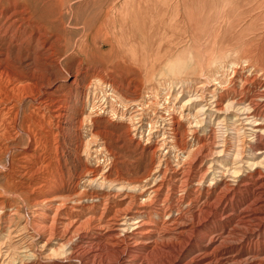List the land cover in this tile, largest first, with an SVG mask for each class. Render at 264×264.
Returning <instances> with one entry per match:
<instances>
[{
  "label": "rangeland",
  "instance_id": "1",
  "mask_svg": "<svg viewBox=\"0 0 264 264\" xmlns=\"http://www.w3.org/2000/svg\"><path fill=\"white\" fill-rule=\"evenodd\" d=\"M11 1L12 0H0V65L7 64L13 67L12 69L22 78L25 76L27 80L22 79L19 82L20 84H26L31 81V83H33L38 80L42 91L40 96L37 95L38 89L29 88L26 89V91L24 90L25 92L18 98L16 101L17 106H15L13 110V113L16 111L19 112L18 117L20 118H18V126H23L24 128L27 126H29V128L31 127L30 129L34 132V139L36 142H27L25 136L19 138L13 137V142L9 141L8 144L10 145V149L7 152L0 153V166L4 165L0 167V203L2 202L0 204V218H3L2 220L0 219V237L3 235L0 238V256L3 257V259L0 257V263L72 264L69 253H67L66 258L64 257L65 253L60 254V257L57 255L48 259V257L45 256L48 252L37 249L42 244L43 239H39V236L32 230L33 224L31 220L37 213L35 212L34 195L38 191L40 192L39 187L42 188L41 186L45 185L47 182L49 186L52 185L49 191L46 190V188H44L45 190L43 189V191H47L44 195L47 199L52 197L54 201L59 200L60 196L71 195L69 197L70 200L65 202V205L61 206V208H63L61 211L66 217H70L69 219L82 220L91 215L98 216L100 207L99 209H93V203L96 204L98 200L95 198L92 199L91 197V193L98 188L96 184L85 181L89 176L88 172L92 175L96 174L97 178L99 176H105L109 180H125L126 182L131 180L141 181L143 178L147 177L148 172L153 169L159 160L165 159V157H163L164 154L167 155L166 148L163 151H159L156 148L161 143L158 139L163 136V132L167 140L170 139L169 137L171 134L170 131H168V124L170 122L171 124L173 122V129L180 146H187L189 149L192 137L190 133L191 130L195 131L196 137L199 138L201 142L206 141L205 143L207 144L212 142L211 144L214 146L209 144L213 147L214 151L212 156L205 159L201 166L203 171H208L207 178L201 186H212L214 183L220 182V180L228 183V185L237 184L241 179L245 180V183H247L245 189L235 192L234 195L236 197L234 196L232 199V205L227 207V214L229 213L228 215L232 219L230 227L238 220V216L242 213L245 206L246 209L251 207L254 200L253 192H256L257 186H251V183H249L251 182L249 180V174L258 170L261 172L263 175L262 178L264 179V164L260 163L262 162L260 154L264 151V134L263 138L260 139V144L256 136V133H258L257 127L264 125V108L260 107L258 114L256 113L254 117H251L248 115V111L245 110V107L249 101L253 99V101L257 100L256 102L258 103H264V98L257 97L264 94V0H147L148 3L146 0H82L84 1L83 3L81 0ZM86 3H88L87 6ZM219 3L223 5V8H221L222 6ZM205 14L208 16L206 17ZM68 24L70 27L67 26ZM192 28L194 29L192 30ZM37 29H39V31ZM194 35L197 36L194 37ZM50 46L51 48H49ZM46 56L47 58L45 60L44 57ZM247 69L250 70L248 71ZM75 70L79 74H76ZM203 74L208 76L212 81L207 82ZM250 76L253 77L254 80H252ZM249 78L251 82H249ZM95 79H101L102 81L104 80L103 82L110 84L114 88L116 96L124 99L122 100L123 102L131 99L126 103L135 104V106L131 105L124 110L121 103L110 101L108 98L105 99L102 93L95 91V103L97 106L102 105L101 107H104L105 111H98L97 107L95 108L97 110L96 113L98 112L101 114L93 117V119H95L91 129L92 132L96 131L101 133V135L96 138L99 142H97L98 147H102L103 144V147L108 146V153L104 152L106 159L103 157L96 159L91 150L87 152L83 149V141L85 142L89 136L85 129L86 125L80 121L81 117L88 112L87 106L84 105L86 93L90 91V96L92 97L93 92L91 91L92 89H89V85ZM254 81L256 82L255 84L253 83ZM122 82L124 83L123 85ZM217 82H220L222 86L217 85ZM41 84L44 85L42 86ZM202 84L203 87L201 88L200 86H202ZM221 87L223 88L222 90ZM247 89L249 90L247 91ZM241 91L242 93L240 94ZM232 101L235 102L230 106L231 108H226L228 110L224 109V112L221 110L218 112V110H216L218 107L214 106L215 102H220L225 106L228 102ZM101 102L102 104H100ZM198 109L200 111H198ZM196 112L201 114H196ZM135 113H139L137 118H141L140 124L143 125L137 131L132 129L135 126H130L136 122V120H133ZM20 114L21 116H19ZM164 114H167V116ZM249 119H251V121ZM221 121L223 123H221ZM55 123L58 124L56 125ZM79 123L82 124L80 125ZM149 124L152 125V133L148 137L147 131ZM139 125L137 124L136 127H139ZM52 134L55 136L53 137ZM215 138H217V140ZM42 148L45 149L43 150ZM251 148L252 150L253 148L262 150H258L256 154ZM235 149H237V151ZM237 153L242 154V156L240 154L238 155L239 157L235 156ZM214 154L216 155L214 156ZM21 156L26 157L25 160L23 159L20 161L19 157L21 158ZM102 158L103 161L101 160ZM42 161L44 163L48 162L46 163L47 165L42 163ZM252 162L254 165L250 167L249 163ZM176 163L177 162L173 163V165H176ZM23 165L27 167L25 170L22 169V171L20 166ZM10 167H14L16 173L14 172L15 174L13 177L15 178V183L18 184L10 187L9 190H5L3 188L5 184V174L11 170ZM31 169L34 170L31 171ZM86 170L88 172H86ZM233 170H237L239 173L234 174ZM107 173L108 176L106 175ZM85 174L87 176H85ZM212 174L215 175V177ZM232 175L236 176L233 177ZM59 176L64 178L62 179ZM152 176V178L146 179V181H143L141 184L143 185L144 192L156 184L158 175ZM216 178L217 180H215ZM102 189L108 191L107 187H102ZM74 194L76 197L72 196ZM14 196H16V198ZM205 196L206 193L204 192L203 201ZM214 197L218 200L215 201L216 199ZM218 197H221V193L218 192V190L209 193L207 198L208 203L210 205L218 203ZM118 199L117 197L114 200ZM56 202L57 204L55 203V205L60 206L58 205V201ZM223 204L224 201L222 202L221 200L220 208ZM18 213L19 215H17ZM25 214L28 216L26 215L25 217ZM154 217L155 216H151L149 220L143 219L152 223L151 225H156L157 220ZM133 223H135V221L127 223L119 222L121 225L120 229L125 230V232H130L135 228ZM127 227L131 228L128 230ZM216 228L213 230H216ZM30 231H32V233ZM261 238L264 239V234L262 233L258 235V240L262 241ZM23 240H25V242ZM53 242L52 246L57 247V241L54 240ZM259 248H261V245ZM65 260L68 261L66 262Z\"/></svg>",
  "mask_w": 264,
  "mask_h": 264
},
{
  "label": "bare ground",
  "instance_id": "2",
  "mask_svg": "<svg viewBox=\"0 0 264 264\" xmlns=\"http://www.w3.org/2000/svg\"><path fill=\"white\" fill-rule=\"evenodd\" d=\"M13 1V0H12ZM11 1V2H12ZM18 1V0H17ZM76 1V0H75ZM80 1V0H79ZM82 1V0H81ZM87 1V0H86ZM147 1V0H146ZM197 1V0H196ZM200 1V0H199ZM216 1V0H215ZM225 1V0H224ZM10 2V3H11ZM78 2V1H77ZM84 1H82L83 3ZM89 2V1H88ZM170 2V1H169ZM176 2V1H175ZM72 3V2H71ZM75 3V2H74ZM81 3V2H80ZM148 3V1H147ZM214 3V2H213ZM216 3V2H215ZM227 3V2H226ZM15 4V3H14ZM34 4V3H33ZM68 4V3H67ZM70 4V3H69ZM68 4V5H69ZM76 4V3H75ZM88 3H86L87 6ZM124 4V2H123ZM145 4V3H144ZM192 4V3H191ZM190 4V5H191ZM211 4V3H210ZM220 4V3H219ZM11 5V4H10ZM19 5V4H18ZM71 5V4H70ZM203 5V4H202ZM214 5V4H213ZM217 5V4H216ZM221 5V4H220ZM119 6V5H118ZM170 6V5H169ZM222 6V7H221ZM220 7L223 8V5ZM227 6V5H226ZM16 7V6H15ZM68 7V6H67ZM79 7V6H78ZM123 7V6H122ZM216 7V6H215ZM241 7V6H240ZM65 8V7H64ZM70 8V7H69ZM82 8V7H81ZM194 8V7H193ZM206 8V7H205ZM209 8V7H207ZM62 9V8H61ZM67 9V8H66ZM214 9V7H213ZM219 9V8H218ZM230 9V8H229ZM7 10V9H6ZM27 10V9H26ZM204 10V9H203ZM207 10V9H206ZM222 10V9H221ZM13 11V10H12ZM18 11V10H17ZM22 11V10H21ZM73 11V10H72ZM195 11V10H194ZM5 12V11H4ZM70 12V11H69ZM185 12V11H184ZM216 12V11H215ZM214 12V13H215ZM220 12V10H219ZM56 13V12H55ZM210 13V10H209ZM69 14V13H68ZM174 14V13H173ZM218 14V12H217ZM223 14V13H222ZM5 15V13H4ZM7 15V14H6ZM9 15V14H8ZM21 15V14H20ZM28 15V14H27ZM198 15V14H197ZM248 15V14H247ZM29 16V15H28ZM128 16V15H127ZM147 16V15H146ZM196 16V15H195ZM206 16V14H205ZM208 16V15H207ZM206 16V17H207ZM216 16V15H215ZM220 16V15H219ZM261 16V15H260ZM7 17V16H6ZM14 17V16H13ZM25 17V16H24ZM218 17V15H217ZM221 17V16H220ZM15 18V17H14ZM17 18V17H16ZM72 18V17H71ZM173 18V17H172ZM201 18V17H200ZM25 19V18H24ZM218 19V18H217ZM26 20V19H25ZM174 20V19H173ZM219 20V19H218ZM76 21V20H75ZM208 21V20H207ZM13 22V21H12ZM21 22V21H20ZM71 22V21H70ZM108 22V21H107ZM199 22V21H198ZM232 22V21H231ZM119 23V22H118ZM150 23V22H149ZM217 23V22H216ZM257 23V22H256ZM2 24V23H1ZM6 24V23H5ZM15 24V23H14ZM41 24V23H40ZM104 24V23H103ZM199 24V23H198ZM19 25V24H18ZM131 25V24H130ZM151 25V24H150ZM204 25V24H203ZM207 25V24H206ZM233 25V23H232ZM7 26V25H6ZM30 26V25H29ZM42 26V25H41ZM68 27L69 24L67 25ZM75 26V25H74ZM81 26V25H80ZM79 26V27H80ZM162 26V25H161ZM215 26V25H214ZM213 26V27H214ZM15 27V26H14ZM19 27V26H18ZM73 27V26H72ZM77 27V28H79ZM157 27V26H156ZM191 27V26H190ZM211 27V25H210ZM227 27V26H226ZM12 28V27H11ZM16 28V27H15ZM22 28V27H21ZM44 28V27H43ZM74 28V27H73ZM86 28V27H85ZM202 28V27H201ZM3 29V28H2ZM7 29V28H6ZM109 29V28H108ZM191 29V28H190ZM194 28H192L193 30ZM4 30V29H3ZM32 30V29H31ZM39 31V29H37ZM77 30V29H76ZM99 30V29H98ZM101 30V29H100ZM204 30V29H203ZM20 31V30H19ZM18 31V32H19ZM6 32V31H5ZM14 32V31H13ZM29 32V31H28ZM68 32V31H67ZM85 32V31H84ZM100 32V31H99ZM192 32V31H191ZM4 33V32H3ZM122 33V32H121ZM1 34V33H0ZM39 34V33H38ZM97 34V33H96ZM126 34V33H125ZM197 34V31H196ZM50 35V34H49ZM55 35V34H54ZM90 35V34H89ZM129 35V34H128ZM15 36V35H14ZM39 36V35H37ZM197 35H194V37ZM82 37V36H81ZM246 37V36H245ZM14 38V37H13ZM37 38V37H36ZM33 39V37H32ZM127 39V38H126ZM129 39V38H128ZM132 39V38H131ZM195 39V38H194ZM36 40V39H35ZM108 40V39H107ZM110 40V39H109ZM198 40V39H197ZM207 40V39H205ZM19 41V40H18ZM40 41V40H39ZM44 41V40H43ZM75 41V40H72ZM128 41V40H127ZM20 42V41H19ZM27 42V40H26ZM90 42V41H89ZM129 42V41H128ZM196 42V40H195ZM16 43V42H15ZM17 44V43H16ZM21 44V43H20ZM41 44V43H40ZM50 44V43H49ZM55 44V43H54ZM180 44V43H179ZM33 45V44H32ZM100 45V44H99ZM203 45V44H202ZM156 46V45H155ZM25 47V46H23ZM30 47V46H29ZM32 47V46H31ZM197 47V46H196ZM51 48V46L49 47ZM133 48V47H132ZM249 48V47H248ZM26 49V48H25ZM110 49V48H109ZM123 49V48H122ZM129 49V48H127ZM144 49V47H143ZM247 49V48H246ZM105 50V49H104ZM153 50V49H152ZM204 50V49H203ZM260 50V49H259ZM3 52V51H2ZM154 52V51H153ZM28 53V52H27ZM31 53V52H30ZM51 53V52H50ZM78 53V52H77ZM134 53V52H133ZM44 54V53H43ZM47 54V53H46ZM257 54V53H256ZM68 55V54H67ZM84 55V54H83ZM50 56V55H49ZM56 56V55H55ZM78 56V55H77ZM133 56V55H132ZM258 56V55H257ZM2 57V56H1ZM20 57V55H19ZM65 57V56H64ZM67 57V56H66ZM83 57V56H82ZM102 57V56H101ZM43 58V57H42ZM45 60L47 58L44 57ZM115 58V57H114ZM154 58V57H153ZM264 58V57H263ZM15 59V58H14ZM74 59V58H73ZM72 59V60H73ZM79 59V58H78ZM9 60V58H8ZM77 60V59H76ZM18 61V60H16ZM53 61V60H52ZM55 61V60H54ZM61 61V60H60ZM78 61V60H77ZM6 62V61H5ZM31 62V61H30ZM49 62V61H48ZM202 62V61H201ZM10 63V62H8ZM52 63V62H51ZM50 63V64H51ZM260 63V62H259ZM79 64V63H78ZM83 64V63H82ZM263 64V63H262ZM13 65V64H12ZM205 65V63H204ZM230 65V64H229ZM261 65V64H259ZM22 66V65H21ZM70 66V65H68ZM76 66V65H75ZM115 66V65H114ZM29 67V66H28ZM56 67V66H55ZM71 67V66H70ZM228 67V66H227ZM244 67V66H243ZM13 67L4 64L0 65V153L7 152L10 149L9 141L16 137L25 136L27 142H36L34 139V132L32 129L23 126H18V114L13 113L16 101L22 95L26 89L33 88L38 89V94L41 93V86L37 81L25 82L26 84H20L23 78L16 73ZM59 68V67H58ZM57 68V69H58ZM77 68V67H76ZM88 68V67H87ZM93 68V67H92ZM230 68V67H229ZM74 69V68H72ZM98 69V67H97ZM116 69V68H115ZM18 70V69H17ZM64 70V69H62ZM67 70V69H66ZM80 70V69H79ZM87 70V69H86ZM123 70V69H122ZM221 70V69H220ZM248 70V69H247ZM250 70V69H249ZM248 70V71H249ZM31 71V70H30ZM76 71V70H75ZM96 71V70H95ZM242 71V70H241ZM46 72V71H45ZM64 72V71H63ZM79 72V71H78ZM82 72V71H81ZM97 72V71H96ZM225 72V71H224ZM263 72V71H262ZM50 73V72H49ZM62 73V72H61ZM65 73V72H64ZM90 73V72H89ZM146 73V71H145ZM178 73V72H177ZM220 73V72H219ZM227 73V72H226ZM238 73V72H237ZM252 73V72H251ZM67 74V72H66ZM69 74V73H68ZM76 74L77 73L76 71ZM28 75V74H27ZM86 75V74H85ZM100 75V74H99ZM228 75V74H227ZM254 75V74H253ZM31 76V74H30ZM33 76V75H32ZM37 76V75H36ZM40 76V75H39ZM96 76V75H95ZM145 76V75H144ZM202 76V75H201ZM207 82L212 81L208 76L203 74ZM218 76V75H217ZM239 76V75H238ZM41 77V76H40ZM220 77V76H219ZM218 77V78H219ZM251 77V76H250ZM257 77V76H256ZM63 78V77H62ZM86 78V77H85ZM126 78V77H125ZM230 78V77H229ZM264 78V77H263ZM68 79V78H67ZM79 79V78H78ZM89 79V78H88ZM127 79V78H126ZM131 79V78H130ZM250 79V78H249ZM254 80L253 77H251ZM251 79L249 82H251ZM60 80V79H59ZM65 80V79H64ZM117 80V79H116ZM128 80V79H127ZM40 81V80H39ZM53 81V80H52ZM62 81V80H60ZM74 81V80H73ZM83 81V80H82ZM104 81V80H103ZM101 79H95L90 85L89 89H92V97L90 91L86 93L85 104L88 112L81 117V121L85 126L88 134L87 140L83 141L84 151L91 150L94 154V158L100 159L105 157V153H108L107 147H98L97 137L101 135L99 132H92V125L94 123L93 117L100 115L96 111L104 110V107L97 106L95 103L96 92L99 91L103 94L104 98H108L110 101L119 102L124 107V110L128 107L135 106V104L123 102V98L116 96L114 88ZM216 81V79H215ZM235 81V80H234ZM247 81V80H246ZM259 81V80H258ZM264 81V80H263ZM55 82V81H54ZM78 82V81H77ZM113 82V81H112ZM128 82V81H127ZM192 82V81H191ZM228 82V81H227ZM226 82V83H227ZM231 82V81H230ZM44 83V82H43ZM56 83V82H55ZM256 83L255 81L253 82ZM258 83V82H257ZM81 84V83H80ZM124 83L122 82V85ZM228 84V83H227ZM242 84V83H241ZM246 84V83H245ZM249 84V83H248ZM259 84V83H258ZM42 85V84H41ZM44 85V84H43ZM42 85V86H43ZM79 85V84H78ZM86 85V84H84ZM116 85V84H115ZM177 85V84H176ZM187 85V84H186ZM195 85V84H194ZM215 85V84H214ZM217 85H221L217 82ZM237 85V84H236ZM264 85V84H263ZM49 86V85H48ZM57 86V85H56ZM131 86V85H130ZM136 86V85H135ZM174 86V85H173ZM179 86V85H178ZM177 86V87H178ZM222 86V85H221ZM226 86V85H225ZM261 86V85H259ZM72 87V86H71ZM75 87V86H74ZM86 87V86H85ZM84 87V88H85ZM176 87V88H177ZM199 87V86H198ZM197 87V88H198ZM201 88L203 87L200 86ZM220 87V86H219ZM224 87V86H223ZM230 87V86H229ZM264 87V86H263ZM59 88V87H58ZM88 88V87H87ZM117 88V87H116ZM133 88V87H132ZM227 88V86H226ZM258 88V87H257ZM119 89V88H118ZM135 89V88H133ZM190 89V88H189ZM204 89V88H203ZM220 89V88H219ZM223 88L221 87V90ZM231 89V87H230ZM236 89V88H235ZM263 89V88H262ZM25 90V91H24ZM67 90V89H66ZM120 90V89H119ZM176 90V89H175ZM195 90V89H194ZM200 90V89H199ZM227 90V89H226ZM243 90V89H242ZM249 89H247L248 91ZM130 91V90H129ZM216 91V90H215ZM224 91V90H223ZM234 92V90L232 89ZM124 92V91H123ZM133 92V91H132ZM149 92V91H148ZM182 92V91H181ZM201 92V91H200ZM258 92V91H257ZM264 92V91H263ZM44 93V92H43ZM68 93V92H67ZM137 93V92H136ZM145 93V92H144ZM164 93V92H162ZM190 93V92H189ZM236 93V92H235ZM242 91L240 92V94ZM77 94V93H76ZM121 94V92H120ZM142 94V93H141ZM166 94V93H165ZM170 94V93H169ZM251 94V93H250ZM258 94V93H257ZM256 94V95H257ZM261 94V93H260ZM44 95V94H43ZM59 95V94H58ZM137 95V94H136ZM220 95V94H218ZM226 95V94H225ZM41 96V95H40ZM51 96V95H50ZM64 96V95H63ZM98 96V95H97ZM124 96V95H123ZM212 96V95H211ZM29 97V96H28ZM27 97V98H28ZM58 97V96H56ZM60 97V96H59ZM78 97V95H77ZM101 97V96H99ZM141 97V96H140ZM151 97V96H150ZM165 97V96H164ZM215 97V96H214ZM251 97V96H250ZM258 98H264V94L257 96ZM39 98V96H38ZM62 98V97H61ZM103 98V97H102ZM134 98V97H133ZM169 98V97H168ZM175 98V97H174ZM221 98V96H220ZM229 98V97H228ZM252 98V97H251ZM26 99V98H25ZM66 99V97H65ZM135 99V98H134ZM152 99V98H151ZM167 99V97H166ZM231 99V98H230ZM256 99V98H255ZM24 100V99H23ZM43 100V99H42ZM49 100V99H48ZM54 100V99H52ZM62 100V99H61ZM192 100V99H191ZM242 100V99H241ZM254 100V99H253ZM249 101L247 108L248 115L254 117L258 114L259 108H264V103H258L256 101ZM262 100V99H260ZM27 101V100H26ZM32 101V99H31ZM44 101V100H43ZM42 101V102H43ZM56 101V100H55ZM64 101V99H63ZM104 101V100H103ZM107 101V100H106ZM136 101V100H133ZM147 101V99H146ZM151 101V100H150ZM161 101V100H160ZM213 101V100H212ZM218 101V100H217ZM237 101V100H236ZM46 102V101H45ZM59 102V101H58ZM69 102V101H68ZM169 102V101H168ZM227 102V101H226ZM235 101L228 102L225 106L222 103L215 102L216 110L218 112L225 111ZM260 102V101H259ZM39 103V102H37ZM64 103V102H63ZM80 103V102H79ZM104 103V102H103ZM113 103V102H112ZM158 103V102H157ZM240 103V102H238ZM237 103V104H238ZM72 104V103H71ZM102 104V102L100 103ZM116 104V103H115ZM186 104V103H184ZM214 104V103H212ZM211 104V105H212ZM25 105V103H24ZM36 105V104H35ZM40 105V104H39ZM48 105V104H47ZM53 105V104H52ZM58 105V104H57ZM75 105V104H74ZM107 105V104H106ZM113 105V104H112ZM158 105V104H157ZM210 105V104H209ZM21 106V105H19ZM55 106V105H54ZM70 106V105H68ZM137 106V104H136ZM148 106V104H147ZM156 106V105H154ZM160 106V105H159ZM183 106V105H182ZM213 106V107H214ZM39 107V106H37ZM41 107V105H40ZM46 107V106H45ZM66 107V106H65ZM97 107V110L95 109ZM107 107V106H106ZM116 107V106H115ZM118 107V106H117ZM181 107V106H180ZM61 108V107H60ZM86 108V107H85ZM114 108V107H113ZM135 108V107H134ZM141 108V107H140ZM162 108V107H160ZM186 108V107H185ZM204 108V107H203ZM231 108V107H230ZM237 108V107H236ZM239 108V107H238ZM23 109V108H22ZM47 109V108H46ZM58 109V108H56ZM82 109V108H81ZM115 109V108H114ZM138 109V108H137ZM172 109V106H171ZM183 109V108H182ZM181 109V110H182ZM200 109V108H199ZM198 109V111H200ZM240 109V108H239ZM20 110V109H19ZM25 110V109H24ZM34 110V109H33ZM39 110V109H38ZM41 110V109H40ZM53 110V109H52ZM59 110V109H58ZM66 110V109H65ZM117 110V109H116ZM122 110V109H121ZM123 110V111H124ZM130 110V109H129ZM140 110V109H139ZM160 110V109H159ZM169 110V108H168ZM215 110V111H216ZM228 110V109H226ZM238 110V109H237ZM244 110V109H243ZM37 111V110H36ZM46 111V110H45ZM105 111V110H104ZM121 111V112H123ZM132 111V110H131ZM150 111V110H149ZM166 111V107H165ZM180 111V110H179ZM213 111V108H212ZM242 111V109H241ZM79 112V111H78ZM141 112V111H140ZM145 112V109H144ZM181 112V111H180ZM238 112V111H237ZM240 112V111H239ZM58 113V112H57ZM108 113V112H107ZM126 113V111H125ZM154 113V112H153ZM167 113V112H166ZM175 113V112H174ZM199 112H196V114ZM244 113V112H243ZM33 114V113H32ZM35 114V113H34ZM63 114V113H62ZM72 114V113H71ZM70 114V116H71ZM83 114V113H82ZM96 114V115H95ZM109 114V113H108ZM131 114V113H130ZM134 114V113H133ZM144 114V113H143ZM182 114V113H181ZM201 114V113H199ZM24 115V113H23ZM38 115V114H37ZM73 115V114H72ZM112 115V114H111ZM114 115V114H113ZM119 115V114H118ZM125 115V114H124ZM139 113H135L133 116V123L130 126H135L137 131L142 124L141 118H137ZM165 115V114H164ZM189 115V114H188ZM194 115V114H193ZM203 115V114H202ZM206 115V114H205ZM247 115V116H248ZM21 116V114L19 115ZM29 116V115H28ZM52 116V115H51ZM55 116V115H53ZM77 116V115H76ZM107 116V115H106ZM110 116V115H109ZM129 116V115H128ZM144 116V115H143ZM167 116V114L165 115ZM183 116V115H182ZM181 116V117H182ZM198 116V115H196ZM24 117V116H23ZM36 117V116H35ZM119 117V116H118ZM122 117V116H121ZM180 117V118H181ZM202 117V116H201ZM205 117V116H204ZM258 117V115H257ZM264 117V116H263ZM37 118V117H36ZM60 118V117H59ZM63 118V117H62ZM72 118V117H71ZM107 118V117H106ZM115 118V116H114ZM131 118V117H130ZM129 118V119H130ZM137 118V119H136ZM149 118V117H148ZM171 118V117H170ZM197 118V117H196ZM203 118V117H202ZM212 118V117H211ZM122 119V118H121ZM161 119V118H160ZM200 119V118H199ZM198 119V120H199ZM247 119V118H246ZM245 119V120H246ZM252 119V118H251ZM251 119H249L251 121ZM48 120V119H47ZM62 120V119H61ZM69 120V119H68ZM111 120V119H110ZM164 120V119H163ZM201 120V119H200ZM248 120V121H249ZM38 121V120H37ZM50 121V120H49ZM155 121V120H154ZM162 121V120H161ZM165 121V120H164ZM170 121V120H169ZM173 121V119H172ZM178 121V120H177ZM249 121V122H250ZM253 121V120H252ZM21 122V121H20ZM57 122V121H56ZM143 122V119H142ZM157 122V121H156ZM195 122V121H194ZM193 122V123H194ZM82 123H79L80 125ZM127 123V122H126ZM130 123V122H129ZM151 123V122H150ZM165 123V122H164ZM175 123V122H174ZM221 123H223L221 121ZM254 123V122H253ZM56 124V123H55ZM58 124V123H57ZM56 124V125H57ZM139 127H136V125ZM179 124V123H178ZM218 124V123H217ZM26 125V124H25ZM99 125V124H98ZM129 125V124H128ZM192 125V124H191ZM168 131H170V139L167 140L165 133H162V137L158 139L161 141L156 148L159 151L167 149L166 154L163 157L165 159L159 160L156 165L148 172L147 177L141 181H118L109 180L105 176L92 175L85 180L88 183L96 184L97 190L92 192V199H97V203H93V209H99L98 216H89L82 220L69 219L61 211V206L65 205L70 194L67 196H60L58 205L56 201L51 198H46L44 195L47 191H43L44 188L49 191V183L39 187V190L34 195V206L36 207V215L32 218V230L42 238L43 242L39 246L40 250L48 252V259L53 258L60 254L69 253L70 261L72 264H264V239L258 240L259 234H264V179L260 171L255 170L249 174V180L251 186H257V190L254 193V200L249 209L242 210V213L238 216V220L230 227L232 219L227 214V207L232 205V199L235 192L245 189L247 183L245 180H240L237 184L228 185V183L220 180V182L214 183L212 186L203 187L201 184L207 178V172L202 170V164L205 159L212 156L213 144L209 145L205 142H201L196 137L195 131L191 130V145L189 149L187 146L182 147L178 144V138L173 129V122L168 124ZM189 126V125H188ZM201 126V125H199ZM220 126V125H219ZM224 126V125H223ZM256 126V125H255ZM37 127V126H36ZM147 127V126H146ZM164 127V126H163ZM183 127V126H182ZM187 127V126H186ZM193 127V126H192ZM225 127V126H224ZM230 127V126H229ZM228 127V128H229ZM50 128V127H49ZM58 128V127H57ZM121 128V127H120ZM129 128V127H128ZM176 128V127H175ZM188 128V127H187ZM206 128V127H205ZM62 129V128H61ZM84 129V128H83ZM94 129V128H93ZM259 144L260 139L263 138L264 125L258 126ZM100 130V129H99ZM144 130V129H143ZM255 130V129H254ZM98 131V129H97ZM185 131V130H184ZM256 131V130H255ZM62 132V131H61ZM115 132V131H114ZM148 137L152 133V125L149 124ZM166 132V131H165ZM183 132V131H182ZM186 132V131H185ZM184 132V133H185ZM262 132V133H259ZM50 133V132H49ZM118 133V132H117ZM181 133V132H180ZM182 133V134H184ZM188 133V131H187ZM186 133V134H187ZM204 133V132H203ZM55 134V133H54ZM120 134V133H119ZM205 134V133H204ZM210 134V133H209ZM203 135V134H202ZM216 135V134H215ZM53 136V134H52ZM55 136V135H54ZM53 136V137H54ZM139 136V135H138ZM186 136V135H185ZM214 136V135H213ZM254 136V135H253ZM14 137V138H13ZM200 137V136H199ZM205 137V136H204ZM203 137V138H204ZM208 137V136H207ZM233 137V136H232ZM231 137V138H232ZM256 137V138H257ZM36 138V137H35ZM50 138V137H49ZM185 138V137H184ZM148 139V138H146ZM183 139V138H182ZM207 139V138H206ZM214 139V137H213ZM217 140V138H215ZM234 139V138H233ZM18 140V139H17ZM23 140V139H22ZM48 140V139H47ZM58 140V139H57ZM215 140V141H216ZM228 140V139H227ZM253 140V139H252ZM257 140V139H256ZM51 141V140H50ZM141 141V140H140ZM148 141V140H146ZM213 141V140H212ZM235 141V140H234ZM255 141V139H254ZM49 142V141H48ZM98 142V143H97ZM108 142V141H107ZM181 142V141H180ZM184 142V141H183ZM187 142V141H186ZM185 142V143H186ZM257 142V141H256ZM22 143V142H21ZM39 143V141H38ZM36 143V144H38ZM42 143V142H41ZM55 143V142H52ZM139 143V142H138ZM236 143V141H235ZM264 143V142H263ZM11 144V143H10ZM216 144V142H215ZM234 144V143H233ZM243 144V143H242ZM34 145V144H33ZM100 145V144H99ZM217 145V144H216ZM240 145V144H239ZM35 146V145H34ZM41 146V145H40ZM45 146V144H44ZM220 146V145H218ZM19 147V146H18ZM28 147V146H27ZM39 147V146H38ZM43 147V146H42ZM58 147V146H57ZM156 147V146H155ZM250 147V146H249ZM248 147V149H249ZM14 148V147H13ZM16 148V147H15ZM14 148V149H15ZM21 148V147H20ZM236 148V147H235ZM17 149V148H16ZM43 149V148H42ZM45 149V148H44ZM43 149V150H44ZM53 149V148H52ZM244 149V148H243ZM242 149V150H243ZM264 149V148H263ZM19 150V149H18ZM49 150V149H48ZM237 151V149H235ZM252 150V148H251ZM254 149L253 152H258L262 149ZM55 151V150H54ZM116 152V151H115ZM154 152V151H152ZM165 152V151H164ZM239 152V151H238ZM10 153V151H9ZM22 153V152H21ZM27 153V152H26ZM36 153V152H35ZM91 153V154H92ZM216 153V152H215ZM219 153V152H218ZM241 153V151H240ZM239 153V154H240ZM243 153V151H242ZM32 154V153H31ZM40 154V153H39ZM54 154V153H53ZM90 154V155H91ZM118 154V153H117ZM238 153L235 155L239 157ZM251 154V153H250ZM254 154V153H253ZM9 155V154H7ZM28 155V154H27ZM44 155V154H43ZM47 155V154H46ZM56 155V154H55ZM216 154H214L215 156ZM228 155V154H227ZM242 156V154H240ZM40 156V155H39ZM54 156V155H53ZM213 156V157H214ZM262 164H264V151L260 154ZM7 157V156H5ZM32 157V156H31ZM38 157V156H37ZM43 157V156H42ZM89 157V156H88ZM17 158V157H16ZM26 157H19L20 161L25 160ZM39 158V157H38ZM58 158V157H57ZM103 158L101 159L103 161ZM161 158V157H160ZM212 158V157H211ZM32 159V158H31ZM46 159V158H45ZM104 159V160H105ZM112 159V158H111ZM162 159V158H161ZM236 159V158H235ZM234 159V160H235ZM256 159V158H255ZM57 160V159H56ZM100 160V161H101ZM251 160V159H250ZM253 160V159H252ZM7 161V160H6ZM9 161V160H8ZM46 161V160H44ZM53 161V160H52ZM93 161V160H92ZM212 161V160H211ZM105 162V161H104ZM176 165H173V163ZM33 163V161H32ZM42 163H44L42 161ZM48 163V162H46ZM44 163V164H46ZM234 163V162H233ZM232 163V164H233ZM247 163V162H246ZM52 164V163H51ZM99 164V163H98ZM216 164V163H214ZM259 164V163H258ZM8 165V164H7ZM31 165V164H30ZM35 165V164H34ZM40 165V164H39ZM47 165V164H46ZM105 165V164H104ZM219 165V164H217ZM223 165V164H222ZM254 163H249V166H253ZM4 165L0 166L3 167ZM10 166V165H8ZM103 166V165H102ZM256 166V165H255ZM262 166V165H261ZM27 167V166H26ZM24 165L20 166V169L26 168ZM38 167V166H37ZM105 167V166H104ZM207 167V166H206ZM221 167V166H220ZM223 167V166H222ZM227 167V166H226ZM263 167V166H262ZM6 168V167H5ZM9 168V167H8ZM7 168V169H8ZM11 168V167H10ZM128 168V167H127ZM209 168V167H208ZM207 168V169H208ZM254 168V167H253ZM264 168V167H263ZM2 169V168H1ZM42 169V167H41ZM40 169V170H41ZM50 169V168H49ZM205 169V168H204ZM220 169V168H219ZM232 169V168H231ZM239 169V168H238ZM237 169V170H238ZM5 170V169H4ZM34 170V169H33ZM31 169V171H33ZM106 170V169H105ZM214 170V169H213ZM217 170V169H216ZM237 170H233V173H239ZM23 171V170H22ZM57 171V170H56ZM59 171V170H58ZM227 171V170H226ZM14 167L5 174V184L3 188L9 190L10 187L16 186L15 178L13 175ZM45 172V171H44ZM51 172V171H50ZM54 172V171H53ZM85 172V171H84ZM95 172V171H94ZM100 172V171H98ZM105 172V171H104ZM120 172V171H118ZM129 172V170H128ZM213 172V171H212ZM243 172V170H242ZM6 173V172H5ZM12 173V174H11ZM47 173V172H46ZM62 173V172H61ZM121 173V172H120ZM219 173V172H218ZM245 173V172H244ZM45 174V173H44ZM53 174V173H52ZM101 174V173H99ZM117 174V173H116ZM217 174V172H216ZM224 174V173H223ZM229 174V173H228ZM232 174V173H231ZM46 175V174H45ZM51 175V174H50ZM92 175V176H90ZM103 175V174H102ZM108 176V173L106 174ZM120 175V174H119ZM152 175L157 176V182L147 191H143V181L148 178H152ZM213 175V174H212ZM246 175V174H245ZM33 176V174H32ZM47 176V175H46ZM63 176V175H62ZM85 176H87L85 174ZM139 176V175H138ZM215 177V175H213ZM228 176V175H227ZM233 176V175H232ZM236 176V175H235ZM233 176V177H235ZM26 177V176H25ZM38 177V176H37ZM61 177V176H59ZM58 177V178H59ZM117 177V176H116ZM133 177V176H132ZM155 177V176H154ZM231 177V176H229ZM46 178V177H45ZM54 178V177H53ZM62 178V177H61ZM64 178V177H63ZM62 178V179H63ZM67 178V177H66ZM79 178V177H78ZM228 178V177H227ZM246 178V177H245ZM48 179V178H47ZM52 179V177H51ZM83 179V178H82ZM131 179V177H130ZM129 179V180H130ZM154 179V178H153ZM229 179V178H228ZM39 180V179H37ZM53 180V179H52ZM155 180V181H156ZM209 180V178H208ZM213 180V179H212ZM217 180V178L215 179ZM231 180V178H230ZM239 180V179H238ZM46 181V180H45ZM58 181V180H57ZM62 181V180H61ZM65 181V180H64ZM69 181V180H68ZM148 181V180H147ZM32 182V181H31ZM52 182V181H51ZM40 183V182H39ZM45 183V182H44ZM55 183V182H54ZM66 183V182H65ZM33 184V182H32ZM153 184V183H152ZM150 184V185H152ZM206 184V183H205ZM21 185V184H20ZM23 185V184H22ZM62 185V184H61ZM93 185V184H92ZM37 186V185H36ZM85 186V185H84ZM249 186V185H248ZM89 187V186H88ZM102 187H107L108 191H104ZM150 187V186H149ZM28 188V187H27ZM26 188V189H27ZM32 188V187H31ZM94 188V186H93ZM250 188V187H249ZM252 188V187H251ZM250 188V189H251ZM60 189V186H59ZM67 189V188H66ZM253 189V188H252ZM45 190V189H44ZM77 190V189H76ZM221 193L218 203L210 205L208 203L209 193L217 191ZM71 191V190H70ZM249 191V190H248ZM253 191V190H252ZM51 192V190H50ZM59 192V191H58ZM106 192V193H104ZM206 196L203 198V193ZM4 193V192H3ZM54 193V192H53ZM77 193V192H76ZM250 193V191H249ZM5 194V193H4ZM56 194V193H55ZM79 194V193H78ZM76 194V195H78ZM11 195V194H10ZM51 195V194H50ZM219 195V194H218ZM223 195V196H222ZM252 195V194H251ZM72 196H75L72 195ZM215 196V195H214ZM16 198V196H14ZM76 197V196H75ZM87 197V196H86ZM89 197V196H88ZM118 200H114L115 198ZM236 197V196H235ZM249 197V196H248ZM56 198V197H55ZM216 199V197H214ZM33 199V198H32ZM248 199V198H247ZM2 200V199H1ZM202 200V201H201ZM216 199L215 201H217ZM224 201L223 206L220 208V204ZM7 201V200H6ZM214 201V200H213ZM93 202V201H92ZM2 203V202H1ZM0 203V204H1ZM214 203V202H213ZM247 203V202H246ZM250 203V202H249ZM239 204V203H238ZM242 204V203H241ZM248 204V203H247ZM71 205V204H70ZM69 205V206H70ZM185 205V206H184ZM26 206V205H25ZM244 206V205H243ZM248 206V205H247ZM12 207V206H11ZM67 207V206H66ZM241 207V206H240ZM15 208V207H14ZM27 208V207H26ZM69 208V207H68ZM71 208V207H70ZM84 208V207H83ZM1 209V208H0ZM74 209V208H72ZM71 209V210H72ZM69 210V209H68ZM78 210V209H77ZM82 210V209H81ZM32 211V210H31ZM76 211V210H75ZM96 211V210H95ZM240 211V210H239ZM34 212V211H33ZM66 212V211H65ZM68 212V211H67ZM82 212V211H81ZM89 212V211H88ZM97 212V211H96ZM236 212V211H235ZM13 213V212H12ZM27 213V212H25ZM86 213V212H85ZM83 214V213H82ZM233 214V213H232ZM239 214V213H238ZM19 215V213L17 214ZM27 214H25L26 217ZM81 215V214H80ZM231 215V213H230ZM234 215V214H233ZM28 216V215H27ZM151 216L157 220L156 225H151L148 221ZM2 217V216H1ZM30 217V216H29ZM10 218V217H9ZM8 218V219H9ZM141 218V219H139ZM153 218V217H152ZM1 219V218H0ZM3 219V218H2ZM1 219V220H2ZM28 219V218H27ZM139 219V220H138ZM26 220V219H25ZM24 220V221H25ZM138 220V221H136ZM234 220V219H233ZM28 221V220H27ZM135 221L133 223L134 229L130 232L120 229L119 222L127 223ZM29 222V221H28ZM27 222V223H28ZM234 222V221H233ZM132 223V222H131ZM20 224V223H19ZM132 225V224H131ZM130 225V226H131ZM5 226V225H4ZM11 226V225H10ZM29 226V225H28ZM127 226V225H126ZM8 227V226H7ZM6 227V229H7ZM16 227V226H15ZM27 227V226H26ZM217 227V228H216ZM9 228V227H8ZM11 228V227H10ZM19 228V227H18ZM31 228V227H28ZM124 228V227H123ZM126 228V227H125ZM128 230L131 227H127ZM216 230H213L215 229ZM14 229V228H13ZM16 229V228H15ZM15 231V230H14ZM212 231V232H211ZM17 232V231H16ZM32 233V231H30ZM5 233V232H4ZM25 234V233H24ZM6 235V234H5ZM4 235V236H5ZM12 235V234H10ZM3 236V235H2ZM1 236V237H2ZM20 236V235H19ZM0 237V238H1ZM22 237V236H21ZM256 237V238H255ZM31 238V237H30ZM13 239V238H12ZM23 239V238H22ZM21 239V240H22ZM29 240V239H28ZM31 240V239H30ZM57 241V247L52 246L53 241ZM1 241V240H0ZM25 242V240H23ZM27 241V240H26ZM33 242V241H32ZM54 243V242H53ZM3 244V243H2ZM56 244V243H55ZM1 245V244H0ZM9 245V244H8ZM7 245V247H8ZM36 245V244H35ZM261 245V248H259ZM32 246V244H31ZM29 247V246H28ZM31 248V247H30ZM2 249V248H1ZM36 249V247H35ZM26 250V249H25ZM32 250V249H31ZM36 251V250H35ZM30 252V251H29ZM44 252V251H43ZM27 253V252H26ZM40 254V253H39ZM2 255V254H1ZM10 255V253H9ZM35 255V254H33ZM43 255V256H44ZM1 257V256H0ZM10 257V256H9ZM3 259V257H1ZM32 258V257H31ZM63 258V257H62ZM39 259V258H38ZM56 259V258H55ZM58 259V258H57ZM69 259V258H68ZM5 260V259H4ZM12 260V259H11ZM27 260V259H26ZM25 260V261H26ZM30 260V259H29ZM40 260V259H39ZM10 261V259H9ZM24 261V262H25ZM49 261V260H48ZM52 261V260H50ZM56 261V260H55ZM59 261V260H58ZM66 261V260H65ZM68 261V260H67ZM66 261V262H67ZM3 262V260H2ZM4 263V262H3ZM2 264V263H0Z\"/></svg>",
  "mask_w": 264,
  "mask_h": 264
}]
</instances>
